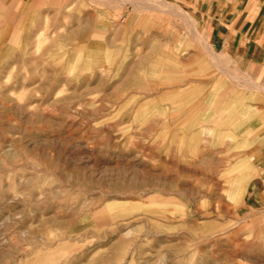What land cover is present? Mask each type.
I'll return each mask as SVG.
<instances>
[{
	"label": "rangeland",
	"instance_id": "1",
	"mask_svg": "<svg viewBox=\"0 0 264 264\" xmlns=\"http://www.w3.org/2000/svg\"><path fill=\"white\" fill-rule=\"evenodd\" d=\"M134 1L0 0V264H264V78Z\"/></svg>",
	"mask_w": 264,
	"mask_h": 264
},
{
	"label": "crops",
	"instance_id": "2",
	"mask_svg": "<svg viewBox=\"0 0 264 264\" xmlns=\"http://www.w3.org/2000/svg\"><path fill=\"white\" fill-rule=\"evenodd\" d=\"M174 1L193 12L201 32L210 38L213 47L233 55L253 76L264 78V0ZM192 27L199 31L197 25L192 24ZM259 134L262 137L264 133ZM250 154L255 161L245 196L263 199V141Z\"/></svg>",
	"mask_w": 264,
	"mask_h": 264
},
{
	"label": "bare ground",
	"instance_id": "3",
	"mask_svg": "<svg viewBox=\"0 0 264 264\" xmlns=\"http://www.w3.org/2000/svg\"><path fill=\"white\" fill-rule=\"evenodd\" d=\"M130 1L133 2L134 0H130ZM143 1H145V0H143ZM162 1H163V0H162ZM134 2H135V1H134ZM145 2H146V1H145ZM149 4H150V3H149ZM154 5H156V4H154ZM177 9H178V8H177ZM181 11H183V10L178 9L176 12H178V14H182ZM187 24H188V23H187ZM191 28H192V27H191ZM193 32L195 33L196 36H198L197 33H196L195 31H193ZM198 33H199V32H198ZM202 38H203V37H202ZM199 39H200V38H199ZM202 40L204 41V39H202ZM204 45H205V44H204ZM209 48H210V46H209Z\"/></svg>",
	"mask_w": 264,
	"mask_h": 264
}]
</instances>
